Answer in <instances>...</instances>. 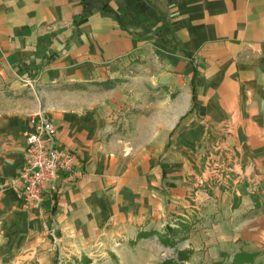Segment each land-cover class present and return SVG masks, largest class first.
Here are the masks:
<instances>
[{
    "label": "crops",
    "instance_id": "0c3cea01",
    "mask_svg": "<svg viewBox=\"0 0 264 264\" xmlns=\"http://www.w3.org/2000/svg\"><path fill=\"white\" fill-rule=\"evenodd\" d=\"M108 80L94 99L82 89ZM44 116L78 174L42 211L4 192L0 264H81L196 209L214 256L264 233V214L239 218L264 190V0H0V185ZM223 127L224 178L205 169ZM226 197L231 231L215 214Z\"/></svg>",
    "mask_w": 264,
    "mask_h": 264
},
{
    "label": "rangeland",
    "instance_id": "374dc122",
    "mask_svg": "<svg viewBox=\"0 0 264 264\" xmlns=\"http://www.w3.org/2000/svg\"><path fill=\"white\" fill-rule=\"evenodd\" d=\"M125 80L121 78V81ZM115 80H108L102 82V84L97 83V85L82 87L85 91L87 97L94 99L95 94H99L100 91H110L116 86ZM82 89H78L82 92ZM152 90V89H151ZM150 90V91H151ZM138 102H136V105ZM142 104V103H141ZM121 112V110L116 111ZM125 121V120H124ZM228 133V129L223 127L221 132ZM224 135V134H223ZM223 135L217 136L211 145L210 149L207 151L208 156L213 155L212 158L206 159L205 169L210 171L214 176L221 175L223 178L227 177V164L228 159L226 157L225 149H221L223 143ZM220 149V150H219ZM224 186V185H222ZM221 189V188H220ZM264 190L261 188H254L253 193L258 195V200L253 206L254 208L245 213L244 215H239V218L255 219L260 214H264ZM228 201L223 198L220 202L222 207H215V214H223V220L225 225V231H231L233 220V212L239 208V204L236 203L231 205L230 201L233 198L226 197ZM224 200V201H223ZM213 199L210 200L209 204H213ZM212 209L214 208L213 205ZM211 208V207H210ZM212 209H208L209 214ZM196 213L191 216V220L187 227L185 217L172 216L164 223V225H159L158 227L148 228L139 231L136 235H133V239L123 238L112 240V245H107V248H102L95 252L92 256L93 259L83 256L81 264H232L233 259L236 255L241 253L253 255V264L260 263L264 264V233L256 238L254 241H248V247L235 244L232 241H228L224 248H229V251L222 256H214L211 253L214 242L209 241V236L206 234L207 230H210V226L202 225L200 223V217L202 220L205 218L200 214L198 209ZM203 212V210H202ZM215 209H213V213ZM204 214V213H203ZM205 215V214H204ZM210 215V214H209ZM207 216V215H205ZM235 218L238 219L235 215ZM188 224V223H187ZM185 227H184V226ZM229 228V230L227 229ZM228 245V246H227ZM247 245V244H245ZM241 247V248H239ZM217 249V248H216ZM217 255V253H215ZM84 255V254H83ZM247 262L248 259L246 258ZM92 262V263H91ZM71 264V263H66ZM251 264V263H247Z\"/></svg>",
    "mask_w": 264,
    "mask_h": 264
},
{
    "label": "built area",
    "instance_id": "2783aa9c",
    "mask_svg": "<svg viewBox=\"0 0 264 264\" xmlns=\"http://www.w3.org/2000/svg\"><path fill=\"white\" fill-rule=\"evenodd\" d=\"M31 120L33 130L26 133L23 162L16 177L0 185V200L7 189H13L24 208L42 211L47 193L56 190L59 178H74L78 163L76 154L59 145L52 120L45 116Z\"/></svg>",
    "mask_w": 264,
    "mask_h": 264
},
{
    "label": "trees",
    "instance_id": "16d2710c",
    "mask_svg": "<svg viewBox=\"0 0 264 264\" xmlns=\"http://www.w3.org/2000/svg\"><path fill=\"white\" fill-rule=\"evenodd\" d=\"M246 258L248 259V262L253 264L254 262L253 261V255H249V254H245V253H241L240 255H236L233 259V262L232 264H247V260ZM256 264H260V263H256Z\"/></svg>",
    "mask_w": 264,
    "mask_h": 264
}]
</instances>
